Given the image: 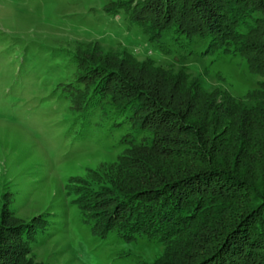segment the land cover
Returning a JSON list of instances; mask_svg holds the SVG:
<instances>
[{
  "label": "rangeland",
  "instance_id": "obj_1",
  "mask_svg": "<svg viewBox=\"0 0 264 264\" xmlns=\"http://www.w3.org/2000/svg\"><path fill=\"white\" fill-rule=\"evenodd\" d=\"M112 1L0 0V239L2 252L23 250L20 264H153L163 252L154 238L100 236L77 203L84 186L115 182L131 130L109 95L89 96L93 60L180 87L196 80L246 104L259 91L240 55L210 52L206 39L174 28L151 41L106 11ZM189 137L168 145L185 150ZM12 223L20 236L7 233Z\"/></svg>",
  "mask_w": 264,
  "mask_h": 264
},
{
  "label": "trees",
  "instance_id": "obj_2",
  "mask_svg": "<svg viewBox=\"0 0 264 264\" xmlns=\"http://www.w3.org/2000/svg\"><path fill=\"white\" fill-rule=\"evenodd\" d=\"M106 11L121 13L151 41L171 28L202 37L208 51L240 55L261 79L246 104L204 92L196 80L180 87L93 60L97 88L89 96L109 95L123 108L120 126L131 129L121 139L125 165L115 182L78 193L93 230L157 239L164 249L153 264H264V0H115ZM177 135L190 136L181 142L187 149L168 145ZM21 226L5 229L20 236ZM4 242L0 264H20L23 250L2 252Z\"/></svg>",
  "mask_w": 264,
  "mask_h": 264
}]
</instances>
